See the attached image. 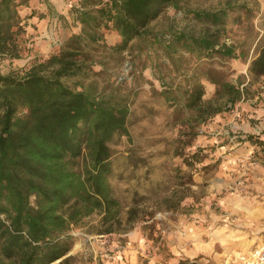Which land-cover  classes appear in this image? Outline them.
I'll use <instances>...</instances> for the list:
<instances>
[{"label": "rangeland", "instance_id": "rangeland-1", "mask_svg": "<svg viewBox=\"0 0 264 264\" xmlns=\"http://www.w3.org/2000/svg\"><path fill=\"white\" fill-rule=\"evenodd\" d=\"M80 3L29 0L27 6H20V18L33 13L47 20L52 49H42L47 40L41 39V31L24 34L25 50L17 59L0 57V74L22 75L62 50L72 34L81 32L74 21ZM221 9L227 17L219 42L234 48V59L218 54L202 57L177 41L180 35L198 38L214 30L194 15ZM119 44L114 33H104L100 42H87L88 68L65 79L77 90L128 108V136L117 135L111 143L114 157L109 183L121 204L119 223L106 233L98 213L84 218L69 231L73 237L70 251L54 264L66 257H70L67 264H123L129 252L132 264H149L155 254L160 264H166L168 256L163 240L156 236L155 220L167 230L168 220L192 215L211 194L236 196L255 206L264 202V158L244 142L248 135L264 140V77L252 78L248 71L264 45V0H179L178 8L166 7L142 37L122 51L116 48ZM208 77L238 87L240 100L230 106V95ZM205 83L214 90L209 96L204 90L203 107L221 111L207 119L198 110L184 107L187 91L198 84L204 88ZM161 91H170L176 102H166ZM198 177L202 182H196ZM128 215L132 225L126 223ZM136 227L150 239L141 252L127 238ZM261 232L259 245L264 243Z\"/></svg>", "mask_w": 264, "mask_h": 264}, {"label": "trees", "instance_id": "trees-1", "mask_svg": "<svg viewBox=\"0 0 264 264\" xmlns=\"http://www.w3.org/2000/svg\"><path fill=\"white\" fill-rule=\"evenodd\" d=\"M28 1L0 0V57L17 59L25 50L18 8ZM178 2L81 0L74 16L81 32L72 34L62 50L22 75L0 74V264H54L71 249V227L94 213L107 226L106 233L119 223L121 204L109 183L111 143L117 135L128 136V108L77 90L65 79L88 68L87 42L97 43L104 33H114L120 38L116 48L122 51L142 37L166 7L177 9ZM194 16L214 30L198 38L180 35L177 41L202 57L234 59V48L219 42L226 10ZM248 71L252 78L264 77V45ZM207 80L226 90L230 106L240 100L238 87L212 77ZM203 94L202 85L193 86L184 107L198 110L203 119L220 113L203 107ZM161 95L168 103L176 102L170 91ZM245 141L264 158V140L248 135ZM130 215L126 223L132 225Z\"/></svg>", "mask_w": 264, "mask_h": 264}, {"label": "crops", "instance_id": "crops-1", "mask_svg": "<svg viewBox=\"0 0 264 264\" xmlns=\"http://www.w3.org/2000/svg\"><path fill=\"white\" fill-rule=\"evenodd\" d=\"M38 10L42 12L43 7H39ZM21 18L25 34L41 31V39L47 40H44V47L41 48L49 52L52 48L46 31L47 20L36 15ZM205 84L207 86L204 85V90L209 96L214 89L210 83ZM242 108L246 107L242 105ZM196 180L202 182V177ZM211 195L212 197L205 200L203 208L201 203L199 210L192 215L188 214L187 218L179 216L177 221L168 220L170 225H166L167 230L162 229L159 226L160 222L155 220L158 231L156 236L163 240L162 246L168 256L166 264H232L233 257L250 252L263 239L261 231L264 230V202L260 206H255L253 202L238 200L236 196L217 198L215 194ZM152 221L151 219L149 222ZM127 238L137 243L136 248L139 252L145 248L146 242L150 241L148 235L138 227L127 234ZM126 251H123V254ZM128 255L129 259L126 257ZM128 255L123 257L125 260L123 264H132V254L129 252ZM136 259L137 256L135 261ZM151 263L160 264L157 254L152 262H149Z\"/></svg>", "mask_w": 264, "mask_h": 264}, {"label": "built area", "instance_id": "built-area-1", "mask_svg": "<svg viewBox=\"0 0 264 264\" xmlns=\"http://www.w3.org/2000/svg\"><path fill=\"white\" fill-rule=\"evenodd\" d=\"M129 246L130 243L126 242ZM232 264H264V243L257 245L248 253H241L231 259Z\"/></svg>", "mask_w": 264, "mask_h": 264}, {"label": "water", "instance_id": "water-1", "mask_svg": "<svg viewBox=\"0 0 264 264\" xmlns=\"http://www.w3.org/2000/svg\"><path fill=\"white\" fill-rule=\"evenodd\" d=\"M188 264H195V263H188Z\"/></svg>", "mask_w": 264, "mask_h": 264}]
</instances>
